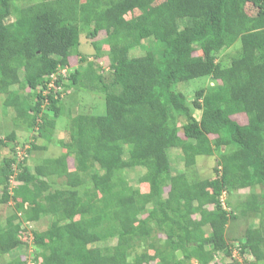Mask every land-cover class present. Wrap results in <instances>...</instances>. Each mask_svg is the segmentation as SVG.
<instances>
[{
  "label": "trees",
  "instance_id": "trees-1",
  "mask_svg": "<svg viewBox=\"0 0 264 264\" xmlns=\"http://www.w3.org/2000/svg\"><path fill=\"white\" fill-rule=\"evenodd\" d=\"M156 1L0 0V115L46 140L56 118L66 113L70 121L62 153L35 166L29 155L44 146L0 135V148L11 152L0 163V204L12 200L16 209L0 228V259L19 252L0 264H243L235 249L253 257L248 264L264 262V0ZM82 30L97 56L106 31L111 82L85 55L87 69H75L69 82L53 79L81 54ZM143 41L146 52L130 55ZM237 43L227 64L218 59ZM202 78L205 87L180 89ZM62 87L105 91V112L73 115L59 104ZM222 147L214 177L198 178L197 158ZM172 148L184 154L182 173L170 169ZM131 167L145 168L139 182L148 191L123 176ZM257 185L261 192L243 207L260 214V224L236 245L227 231L237 215L223 195ZM44 216L52 218L47 229L24 226ZM140 242L154 255L134 254Z\"/></svg>",
  "mask_w": 264,
  "mask_h": 264
},
{
  "label": "rangeland",
  "instance_id": "rangeland-1",
  "mask_svg": "<svg viewBox=\"0 0 264 264\" xmlns=\"http://www.w3.org/2000/svg\"><path fill=\"white\" fill-rule=\"evenodd\" d=\"M162 0H157L156 2L153 3V5L161 2ZM247 10L253 11L250 6L247 7ZM141 11L138 9H135L132 12H129L126 15V18H131L134 15L139 14ZM106 31L101 32V34L97 37L98 41H101V52L99 56L96 54V50L92 45V41L90 38L87 37V31L81 32L80 36V55H74L71 60V64L67 67L66 70L60 69L56 75H54L53 79H58L59 77H63L67 82H69V75L75 70V69H82L88 68V65L86 64L87 62L85 61L81 63V56L85 55L86 59L88 61H92L95 63L94 69L101 73L106 81H112L113 79V70L111 67V58L109 55V46L105 42V37H106ZM147 41L142 42V46H136L133 47L130 50V55H142L146 52V49L144 45L146 44ZM239 49V43L235 44L233 47L225 49L221 53L218 54V59L222 61L224 64H227L231 57L236 55L237 50ZM65 75V76H63ZM202 81H193L190 84H185L184 86L180 87V89H183L186 91V93H191L192 89H196L197 86H203L205 87L209 79L208 78H202ZM204 80V81H203ZM213 83V82H211ZM48 91V90H46ZM60 96H59V104L64 105L65 108H69V111L73 115L79 114V113H90V114H103L105 112V103H104V92L105 91H100V89L95 90V91H79L77 89H64L63 87L61 88ZM26 92L33 93L34 91L32 89H26ZM5 95H0V112L2 109V102L4 100ZM35 99L32 98V103H34ZM4 109V108H3ZM5 112V110L3 111ZM195 115L197 117H200V111L195 110L194 111ZM9 113H13V110L10 109ZM52 115L51 113H49ZM9 114L6 115H0V135L2 137H6L9 135L11 132H15L16 135V141H31L34 142L36 145H40L41 147L44 146L45 148H42L39 154L34 158L31 154L29 155L30 160L29 164L30 165H36L39 160L45 157H56L59 156L60 153H62L61 145L59 142L63 139H66V141H69L70 138V132H69V119L66 116V113L64 115H60L58 118H56V127L53 131L52 138L51 140H46L42 137H37V136H32L31 132L28 131L26 126L24 124H19V123H14V120L11 117H8ZM241 120H245L240 118ZM182 133V131H180ZM213 137V136H212ZM15 143V142H14ZM13 145V144H11ZM30 147L29 143L26 144V148ZM25 148V149H26ZM226 147H222V150L219 152L216 151L215 155L212 156H199L197 159V165H196V175L198 178H212L215 175L214 168L217 163V159L219 156V153L226 151ZM9 149L7 148H0V163H2L3 159H5L7 156L11 155V152L8 151ZM25 150H20V154L23 155ZM32 156V157H31ZM45 156V157H44ZM169 156V161H170V169L173 174H178L184 172L185 169V158L183 152L178 149V148H172L169 150L168 153ZM69 164L70 167H74V159L71 157L69 159ZM145 172V168L143 167H131L127 168L124 170L123 176L127 179L129 184L132 187L135 188H140L142 191H148V185L145 183H140L139 178L141 175ZM53 181L58 182L56 186L58 187H63L65 186L64 180L62 179H54ZM16 184V181L14 180V176L11 178L10 181V187L13 188L12 186ZM88 185V184H87ZM89 187V186H88ZM261 187L259 185L247 189H238L234 191L232 194L225 193L223 195V204L226 207L228 211H233L235 215H237V219L233 220L232 223L229 224L228 226V231H227V238L229 242H234L235 244L238 245V241L243 238L245 231L248 227L250 226H258L261 221V216L260 214H257L252 211H247L243 207L244 201L249 199L253 193H260L261 192ZM12 191V189H11ZM16 209H15V203L11 200L10 202L6 204H0V228L4 227V225L7 224V221L9 217L12 215H15ZM20 215V214H18ZM18 218V216H17ZM16 221H18L16 219ZM52 221V218L50 216H44L37 222H31V223H24L26 227L29 228H36L37 230H45L49 227L50 223ZM206 230H209V228L206 227ZM153 234H156V232H153ZM164 235L158 234V239L163 238ZM112 244L116 243V241H111ZM231 243V244H232ZM103 245V243H102ZM233 245V244H232ZM147 249L151 254L154 255V250L150 248L147 242H140L139 245L136 246V249L134 251V254L136 252H140L144 249ZM33 248L29 249L28 255L29 257L32 255ZM19 252L14 251L9 255L3 256L0 259V262L2 260H11L13 259L14 256H16ZM28 255L25 254V256L28 258ZM223 255V254H222ZM234 255L238 258V261L242 262L243 264H248L245 261V258L253 260L252 256H242L240 254L239 249H235ZM225 258L227 259L226 261L229 262L231 261V258L228 257L226 254H224ZM190 264H200L197 262L195 259L190 260ZM213 264V263H211ZM259 264H264V262H260Z\"/></svg>",
  "mask_w": 264,
  "mask_h": 264
},
{
  "label": "water",
  "instance_id": "water-1",
  "mask_svg": "<svg viewBox=\"0 0 264 264\" xmlns=\"http://www.w3.org/2000/svg\"><path fill=\"white\" fill-rule=\"evenodd\" d=\"M177 255H178L179 258L182 257V255H183V254H182V251H181V250H178V251H177Z\"/></svg>",
  "mask_w": 264,
  "mask_h": 264
},
{
  "label": "clouds",
  "instance_id": "clouds-1",
  "mask_svg": "<svg viewBox=\"0 0 264 264\" xmlns=\"http://www.w3.org/2000/svg\"><path fill=\"white\" fill-rule=\"evenodd\" d=\"M61 69H63V70H66V68L64 67V68H61ZM63 76H65V75H63Z\"/></svg>",
  "mask_w": 264,
  "mask_h": 264
}]
</instances>
